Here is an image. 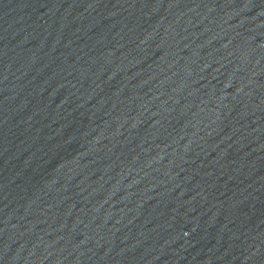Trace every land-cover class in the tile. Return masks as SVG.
I'll use <instances>...</instances> for the list:
<instances>
[{
	"label": "water",
	"instance_id": "95a60500",
	"mask_svg": "<svg viewBox=\"0 0 264 264\" xmlns=\"http://www.w3.org/2000/svg\"><path fill=\"white\" fill-rule=\"evenodd\" d=\"M264 228V0H0V264H242Z\"/></svg>",
	"mask_w": 264,
	"mask_h": 264
}]
</instances>
